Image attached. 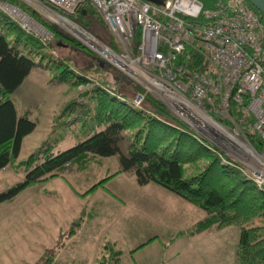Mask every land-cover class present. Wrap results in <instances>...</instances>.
I'll list each match as a JSON object with an SVG mask.
<instances>
[{
    "label": "rangeland",
    "instance_id": "1",
    "mask_svg": "<svg viewBox=\"0 0 264 264\" xmlns=\"http://www.w3.org/2000/svg\"><path fill=\"white\" fill-rule=\"evenodd\" d=\"M41 16L67 33L58 22ZM99 18L90 13L85 20L94 34L117 47ZM7 38L14 43L11 35ZM60 42L57 54L71 60L77 70L90 68L95 80L110 84L111 90L117 80L127 82L116 66ZM32 55L35 65L14 93L20 111L31 109L38 120L22 141L21 157L26 158L45 142L59 152L101 129L92 115L80 118L85 106H77V112L70 114L75 106L69 107L70 102L87 87L75 85L73 78L53 82L64 68L47 67L48 57ZM118 90L130 98L135 92L123 85ZM69 116L76 118L70 125ZM94 161L32 184L2 202L6 204L0 209V226L9 235L0 241L2 264H45L49 257V264H97L104 255L109 264H115L117 253L118 264H241L239 225L195 232V225L206 216L204 209L156 182L138 183L134 175L121 171L117 156L104 157L101 164ZM204 165L203 160L185 165L184 175L190 177ZM18 174L14 180L0 173V193L24 180L22 172Z\"/></svg>",
    "mask_w": 264,
    "mask_h": 264
},
{
    "label": "trees",
    "instance_id": "2",
    "mask_svg": "<svg viewBox=\"0 0 264 264\" xmlns=\"http://www.w3.org/2000/svg\"><path fill=\"white\" fill-rule=\"evenodd\" d=\"M6 1L29 12L54 33V39L43 42L24 31L0 10V170L14 163L20 155L24 137L36 128V122L28 112L19 115L13 97L35 65L33 53L48 57L47 67L64 68L53 77V82L73 78L75 85H87L79 99L71 101L69 107L75 105L73 109H76L77 106H85L80 118H83V114L92 115L101 129L59 152H54L53 146L45 142L20 162V166L27 168L26 176L0 193V203L12 200L32 184L62 176L73 167L83 168L94 160L117 156L121 171L134 175L138 183L156 182L204 209L206 216L195 225V232L229 224L239 225L238 258L241 264H264V189L258 188L243 173L240 164L172 112L155 94L146 92L127 76L123 77L127 82L121 78L111 90L110 84L95 80L90 68L83 71L74 68L71 60L57 54L61 44L56 43L63 41L104 60L26 3L21 0ZM201 1L206 8H212L218 0ZM255 10L264 23V15ZM90 13L97 15L88 0L72 17L90 29V23L85 20ZM8 35L12 36L14 43L8 40ZM176 63L182 66L183 75L210 68L205 56L192 46L178 56ZM121 85L135 90L131 98L118 90ZM138 92L145 93L142 108L133 104ZM236 115L241 123L243 116ZM213 117L222 121L214 114ZM249 139L258 152L264 153V139L258 136H250ZM202 160L205 164L202 170L190 177L184 175L185 165ZM105 258L104 255L97 264H109ZM49 259L52 257L47 259V264ZM114 260L115 264L119 263V253Z\"/></svg>",
    "mask_w": 264,
    "mask_h": 264
},
{
    "label": "built area",
    "instance_id": "3",
    "mask_svg": "<svg viewBox=\"0 0 264 264\" xmlns=\"http://www.w3.org/2000/svg\"><path fill=\"white\" fill-rule=\"evenodd\" d=\"M21 1L126 76L143 80L146 92L226 151L264 189V153L249 139H264V23L249 2L218 0L206 8L201 0H89L109 26L115 47L73 19L88 0ZM0 10L43 42L54 39L20 6L0 0ZM190 46L205 56L209 69L183 75L176 60ZM144 100L145 93L138 92L133 104L142 108ZM236 113L243 116L241 123Z\"/></svg>",
    "mask_w": 264,
    "mask_h": 264
},
{
    "label": "crops",
    "instance_id": "4",
    "mask_svg": "<svg viewBox=\"0 0 264 264\" xmlns=\"http://www.w3.org/2000/svg\"><path fill=\"white\" fill-rule=\"evenodd\" d=\"M101 20V22L103 23V24H105V28L109 31V32H111L110 31V28H109V26L107 25V23L103 20V19H100ZM57 44H63L62 42H59V43H57ZM65 44H67V43H65ZM39 65H41V64H39ZM30 74V73H29ZM28 77V76H27ZM26 81V80H25ZM23 83H25V82H23ZM22 83V84H23ZM18 90V89H17ZM16 90V91H17ZM15 91V92H16ZM14 92V93H15ZM13 97H14V94H13ZM81 99V98H80ZM16 101V103H17V108H18V112H19V115H23L24 113H26V112H28L29 113V116L31 117V119H33L35 122H36V126H37V123H38V120L37 119H34L33 117H32V115H33V111L31 110V109H25L23 112H21L20 111V108H19V104H18V102H17V99L15 100ZM71 110V109H70ZM77 112V110L76 109H72L71 110V115L72 114H74V113H76ZM67 121H68V125H70L71 123H73L75 120H76V118H72L71 116H69L67 119H66ZM35 130V129H34ZM31 134V133H30ZM29 135H27V137H28ZM33 153V152H32ZM22 156V152L20 151V155H19V157L14 161V163H12V164H10V165H8L7 167H5V168H3L2 170H0V173H3L5 176H12L13 178H14V180H16L17 179V177H18V173L19 172H22V174L24 175V178H25V176H26V173H27V168H25V166H20L19 164H20V162L21 161H23V160H26L27 158L26 157H21ZM94 162H98V163H102L103 162V158L102 159H97V160H95ZM88 166V165H87ZM71 170L69 169L68 170V172H70ZM65 175V174H64ZM16 178V179H15ZM12 182H16V181H12ZM20 181H18L17 183H19ZM16 183V184H17ZM182 198V197H181ZM6 203H2V204H0V209H1V207L3 206V205H5ZM1 227L2 226H0V241H2L3 239H5L7 236H9V235H7V234H4V233H2V230H1ZM2 234V235H1ZM1 251H0V255H1ZM0 264H2V260L0 259Z\"/></svg>",
    "mask_w": 264,
    "mask_h": 264
},
{
    "label": "water",
    "instance_id": "5",
    "mask_svg": "<svg viewBox=\"0 0 264 264\" xmlns=\"http://www.w3.org/2000/svg\"><path fill=\"white\" fill-rule=\"evenodd\" d=\"M156 4H163L164 0H147ZM249 2L255 9H257L262 15H264V0H246Z\"/></svg>",
    "mask_w": 264,
    "mask_h": 264
},
{
    "label": "bare ground",
    "instance_id": "6",
    "mask_svg": "<svg viewBox=\"0 0 264 264\" xmlns=\"http://www.w3.org/2000/svg\"><path fill=\"white\" fill-rule=\"evenodd\" d=\"M59 20H60V21H65V19H63V18H61V17H59ZM213 124H214V123H213Z\"/></svg>",
    "mask_w": 264,
    "mask_h": 264
}]
</instances>
